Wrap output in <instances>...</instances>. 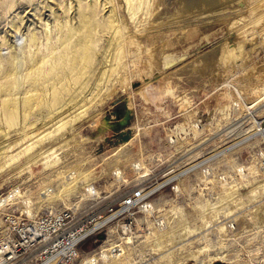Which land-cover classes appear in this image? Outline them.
<instances>
[{
  "label": "rangeland",
  "instance_id": "1",
  "mask_svg": "<svg viewBox=\"0 0 264 264\" xmlns=\"http://www.w3.org/2000/svg\"><path fill=\"white\" fill-rule=\"evenodd\" d=\"M109 1L98 17L110 4L118 15V73L88 91H64L60 104L68 105L35 107L26 121L1 124L0 150L9 147L0 153V206L10 192L18 215L25 197L42 199L46 189L91 172L94 191L80 186L65 199L42 202L37 213L72 201L79 211L100 213L145 185L153 192L146 211L135 215L138 236L124 242L127 264H171L170 252L178 257L201 249L205 260L227 253V259L264 264V170L253 159L260 142L254 130L264 117V0ZM75 3L0 0L1 57L27 51L35 31L41 49L56 58L64 42L55 13L73 5L74 14ZM97 36L100 53L110 32L99 29ZM165 58L173 61L164 65ZM65 115L71 120L62 124ZM35 126L38 136L21 137ZM41 136V143L35 140ZM48 147L47 158L56 160L51 166L45 165L47 152L37 153ZM117 237L109 228L95 232L74 264H108L95 252L100 245L111 248Z\"/></svg>",
  "mask_w": 264,
  "mask_h": 264
},
{
  "label": "bare ground",
  "instance_id": "2",
  "mask_svg": "<svg viewBox=\"0 0 264 264\" xmlns=\"http://www.w3.org/2000/svg\"><path fill=\"white\" fill-rule=\"evenodd\" d=\"M79 2L80 0H76L75 5L77 6L75 7L76 11L74 12V14H69L70 13L69 11L73 5H69L66 8L64 7V9L62 10L63 13L62 12L55 13L54 10L52 11V14L55 13L56 16V17L54 16V18H56L55 27L59 29L61 36H63L62 40L64 42L61 43L62 47L58 52L59 54L56 55L57 56L56 58L50 60L48 53H45L41 49L40 47L41 44H39L40 41L38 40L35 31H31V34L29 36V42L31 43V45H33V47L29 45L28 47L29 49L27 51L22 50L21 53H17V55L16 53H14L11 54V56L9 57H5V56L1 57L0 55V127L1 124L4 122H6L9 125H14L15 123H17V121L18 122L26 121L27 117L30 116L29 114H31V112L34 110L35 107L48 105L51 106L50 108H52L58 104L63 107L66 101L63 104L60 103L63 102L64 100L62 99V95L64 91L70 92L73 88L75 89L76 87V89L80 88L79 91L85 92L92 89L93 84H98L100 82L104 83L110 77H112V75L115 72L118 73L116 65L118 64V60H120V56L123 51L122 48L117 43V34L119 32V28L117 25V21H118L117 13L115 12L114 8L110 6L111 5L110 4L108 5V10H107L108 13L104 17L99 19L98 9L101 8V6L104 9L107 6V3L110 2L109 0H90L87 1L85 4H80ZM130 8H134V7H130ZM135 11L136 10L130 12L132 17H135V14L133 15V13H136ZM37 14L39 13H36V15ZM99 29L110 32V37L107 38V44L105 42L103 46L104 49L100 53H98L99 50L96 46V42L94 43V39L95 40L99 39L97 36ZM14 37L16 36L14 35ZM47 37L48 39H51L49 35H47ZM48 47L51 48V50L54 49L52 45L51 46L49 45ZM165 59L166 62L164 60L165 62L164 65H167L168 63L173 61L172 58H168V60L167 58ZM97 60L99 62L98 67H96V64L98 63ZM95 67H96V71H95ZM87 72H89L88 78L89 79L92 78V81L89 82L90 84L85 83L84 81L86 79ZM99 89L100 87L98 86V90ZM63 97L65 98V95H63ZM72 100H74V96L71 97V99L68 102ZM66 104L68 105V103ZM84 104L81 105L79 104L80 108L81 106H84ZM74 105L75 104L69 106L73 107ZM66 110L69 109L67 108ZM68 115L62 116L61 118L59 117L60 118L59 120L64 119ZM70 120L71 118L69 117L68 119L62 121L61 123L65 124ZM22 127L25 129L27 125L22 124ZM35 129H37L36 126L32 129H29V131L25 130L26 132H24L21 137L22 138L27 137L28 139H31L38 136L39 131H35ZM50 132L51 130L45 133L43 136L49 134ZM5 134H7V132L4 133V135ZM43 136L38 137L35 140L39 139L40 140L39 142L41 143ZM33 143L34 140L28 143L24 147V150H26L27 152V150H29L33 146ZM8 147L9 146L7 144L6 145L3 144L1 146L0 153L4 154L5 152H7ZM48 150H52V148L50 147L49 149L48 147L47 149L43 151L41 150V152H37V153L38 155L39 154L43 155V152L44 153L47 152L46 154H44L46 156L44 158H47V156H49L48 154H50L48 153ZM21 151L22 150L18 151L17 153ZM17 155L19 156V154H16L15 156ZM31 158L32 157L28 155V160H30ZM12 160H14V158H12ZM52 160H50V158L49 159L47 158L45 160L46 161L45 165L51 166L54 163H56L55 162L56 160L55 161ZM262 169L264 170V168ZM76 174L77 175H74L70 178H66L65 180H63L60 184L57 185V188L55 187L54 189L53 188L52 189L48 188V190L46 189L40 195L42 199L37 198V200L35 199L36 201L32 200V198L30 197L29 198L31 199V201H27L26 197L22 199V201L25 202V206H26L25 211H27L29 214H34L32 213V211L37 213L42 202H48L47 204H50L51 202L57 199L60 198L65 199L72 190L76 188H81L80 186H82L83 188L85 187L88 191L95 190L94 188H92V185H90L89 183L90 180H88L89 177L91 178L92 176L91 172L79 171ZM78 177H79V181L80 179L83 180V182H81L82 183L81 185L77 184V182H79ZM49 191L53 193L50 194ZM8 193L9 196L7 195ZM8 193L3 196L5 199L10 200L11 202L12 199L9 198L12 196L10 195V192ZM8 200L5 201V205L7 204ZM12 203H14V200L12 201ZM34 204L36 206H34ZM5 205L4 204L1 205L0 208H5ZM144 211H146V209H144ZM136 221L138 225L137 217H136ZM224 226L220 225V227L218 228L222 230ZM3 233L4 232L0 233V238L3 236ZM117 234L118 237L116 238V242L115 243L113 242L114 243V245L112 244L113 246L110 245L112 246L111 248L103 247L100 245L99 250L95 253L98 254L101 260H104L105 262L109 261L108 264H127V262L125 261L126 259L124 260L125 258L124 256L126 254V248L124 242H128V243L132 242V240L135 238V236H138V234L135 232L133 233L132 231L129 230H125L124 234L120 232ZM107 239L111 240L110 238H108V236H106L104 240L106 241ZM203 251H204L203 249L198 251L192 250L190 253H186L183 256L181 255L178 257H173V253L170 252V256H169V259L171 260L170 263L171 264H187V263L213 264L217 260L224 261L227 264L246 263V262H241L239 260V257H236L234 259L231 258L227 259V255H228L227 253H222L217 256H211L207 260H205V258L200 257V254ZM120 258L122 260H119Z\"/></svg>",
  "mask_w": 264,
  "mask_h": 264
},
{
  "label": "built area",
  "instance_id": "3",
  "mask_svg": "<svg viewBox=\"0 0 264 264\" xmlns=\"http://www.w3.org/2000/svg\"><path fill=\"white\" fill-rule=\"evenodd\" d=\"M259 128V143L255 147L254 161L264 168V125ZM253 130V129H252ZM153 188L138 185L125 194L119 205L103 212L78 210L77 203L54 209H42L29 214L13 213V203L8 200L1 209L4 225L0 227V264H74L80 255L82 243L95 232L134 233L136 213L143 211L149 202ZM161 218H155L158 223ZM115 227V232L110 231ZM2 230V231H1Z\"/></svg>",
  "mask_w": 264,
  "mask_h": 264
},
{
  "label": "water",
  "instance_id": "4",
  "mask_svg": "<svg viewBox=\"0 0 264 264\" xmlns=\"http://www.w3.org/2000/svg\"><path fill=\"white\" fill-rule=\"evenodd\" d=\"M187 264H190V263H187ZM213 264H227V263L224 261L217 260Z\"/></svg>",
  "mask_w": 264,
  "mask_h": 264
}]
</instances>
